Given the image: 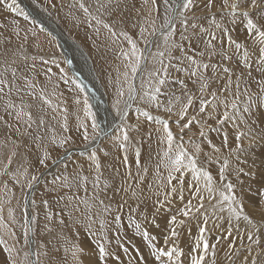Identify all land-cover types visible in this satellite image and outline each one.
<instances>
[{"label":"rangeland","instance_id":"rangeland-1","mask_svg":"<svg viewBox=\"0 0 264 264\" xmlns=\"http://www.w3.org/2000/svg\"><path fill=\"white\" fill-rule=\"evenodd\" d=\"M12 0H8L11 3ZM17 5H21V1L16 0ZM19 2V4H18ZM29 10L23 9L19 5V9L28 14V19L25 20L23 15H18L6 10L3 6H0V24L5 25L0 27V40L4 41V44H0V48L7 45L9 48L18 49L19 45L23 43L24 47L19 51L20 59L17 60L18 64L25 65L24 74L28 77H35L38 87H47L48 91L51 92L53 87H57V93H63L59 97V108L56 113H52L48 110L45 116V122L47 127L40 126L39 129L34 125L30 131L32 136H19L14 131L9 132L2 124H0V141L5 140L8 135L12 136V139L16 140L19 147L16 149L17 155L13 158V163L9 166L10 171H15L17 168H27V177L21 176L20 183L17 184L9 176H0V200L7 201L10 199V203H4V216L7 219L8 208L13 209L15 216V224L12 225V230L15 232V237L4 234V240L8 247H14L16 252L13 253V257L18 261L23 260V253L25 251H31L32 256L30 260L35 261L37 259L35 253H41L39 259L41 264H74L71 248L73 245L82 249L78 253L81 264H85L83 257L84 253L91 256L87 258V264H99L98 261V247L97 242L105 244L108 250L112 253L106 258V264H142L143 260H147V264H159L154 260V257L150 255L151 247L155 244L157 247L164 248L168 251L173 250V243L169 241L168 244L164 243V238L169 234V229L172 227L168 221L172 215H176L178 210L183 207V204L191 198L190 190L188 189V183L191 181V175L185 176V191L184 201L179 199V196L171 198V204H165L163 208H160L156 204L157 196V185L155 179V164L157 160V152L163 147L157 142V133L154 129L159 125L149 122L144 117H140V130L129 131L130 140L127 142L126 151L122 150L118 146V142L115 137L122 134V129L125 126H131L137 124V117L139 113L136 111L137 107H146L138 99L136 101H129L131 107L124 109V104L121 103L119 107L127 111L130 115H127L123 120L121 116L117 114L116 109L113 107L114 101L117 98V69L122 73L124 71L120 59H118L119 49L123 47L125 50L128 49L127 43L120 37L114 44L112 38L108 33L107 29H104L102 25H96L95 21H91L92 27L88 25V17H86L82 10L79 9L78 4L75 7H70L76 3V0H22ZM106 2V0H102ZM117 2L119 7L116 6ZM86 5H91L90 11L94 16H99L100 19L110 24L113 29L119 34L121 30L127 31L134 39L141 49H148L152 52L156 50L155 44L157 40L162 42V37L159 33L156 37L148 36L146 38L150 43L145 44L139 37V25L143 22V17L146 13V9L142 8L143 0H113V4L110 5L112 9L111 15H101L95 11L97 5L96 0H84ZM208 3V0H197V6L194 8V12L197 16L205 17L198 21L200 25L209 30V33H214L217 37L213 41L217 55L211 57L209 60L205 57V62L215 64L222 68L227 66L234 69L236 74L241 71H245L243 64V48L240 53H235L233 47H230L227 42V37L219 29L211 26L210 20L207 19L209 13L208 9L204 7ZM221 0H214L212 12L216 14L215 18L217 22L221 23L224 27L230 30V35L245 45L248 51L251 53L252 63L251 71L252 76L258 80L260 79V73L256 71L258 61V53L253 51L255 46L252 45V37L247 36L243 24L237 20L236 24L231 23L229 18L224 21L219 12V6ZM159 7V19L157 24L163 23L164 16V5L163 0H157ZM191 16V13H189ZM17 21V24L13 25L11 21ZM43 22V23H41ZM191 22V21H190ZM135 25V27H134ZM41 26L44 31H41ZM55 27L56 30H51L58 36L62 34L69 44L68 50H73L74 64L78 67V72L82 76L85 84H89L91 87L90 91L96 95L95 99L98 102L96 107L94 103L92 105V111L97 113L98 109H102L104 112V119L96 120L101 125L100 127L114 128L112 133H115L111 137L102 138V134L98 135L95 140L85 141L82 136L83 129H79V121L76 119V115H80L83 119V112L77 113V105L74 103V98L79 95L81 98L87 96V93L80 91L78 85H81L79 80L68 68V58L63 56L60 47L57 43L55 36H53L47 29ZM100 28V33L97 35L96 28ZM17 29L20 32V39L13 33V29ZM50 28V29H51ZM49 29V30H50ZM35 31L36 35L33 36L32 32ZM58 31V32H56ZM183 31L182 27L177 21L176 25V36L175 39L179 41L180 33ZM191 32V29H189ZM28 35V41H23V36ZM211 36L209 34H203L201 40H194L192 43V49L199 52L204 49L207 40ZM10 41L11 43H8ZM187 46V42H184ZM39 45V47H37ZM76 46V47H75ZM81 51V52H80ZM227 51L233 58L231 61L222 59V53ZM235 53V54H234ZM190 54H192L190 52ZM27 56L28 59L24 61L23 56ZM174 55L179 56V52H175ZM32 57L36 59L33 60ZM82 57V58H81ZM66 59V60H65ZM88 59V60H87ZM175 63V61H173ZM35 68H32V65ZM153 65L151 60L148 61L145 71L142 75L146 78L147 71L152 69ZM90 70V71H89ZM90 72H93L91 75ZM209 77L212 76L211 68L206 73ZM223 77L224 73L222 70L217 73ZM92 76V79H91ZM172 76H180L183 78V74L172 72ZM121 82L123 77L120 76ZM235 80V76H233ZM90 81V82H89ZM111 81V83H110ZM87 82V83H86ZM94 82L96 86H94ZM224 79L213 80L211 83V89H220L225 84ZM93 83V85H91ZM141 83V75L138 74L134 84L139 90ZM85 86V85H83ZM94 86V87H93ZM127 90V85H124ZM243 88V84L241 85ZM249 87L253 93H258L254 80L249 81ZM166 88L170 91H176L179 95L178 89L180 85L173 83L169 80ZM189 88L193 86L189 83ZM221 95H226L221 93ZM122 99H127V95ZM208 99H211L209 96ZM246 99V98H242ZM161 102H166L165 97H160ZM90 102V100H89ZM91 103V102H90ZM99 104V105H98ZM101 106V107H100ZM66 107L67 111V123L69 131L63 132L61 128L62 111ZM107 107V108H106ZM105 109L108 112L105 114ZM152 114L162 115L164 118H168V114L157 112L155 109H150ZM132 111V112H131ZM206 113L200 114L201 124L205 121L207 125H211L213 128L221 127L220 132L208 131V140H210L217 147L221 145L222 135L227 132L229 135V144L235 147V141L233 137L234 128L231 123H226L224 126H218L216 121L207 118ZM218 111H223L219 109ZM253 113L257 112V108L254 105L252 109ZM264 111V108L260 109ZM130 112V113H129ZM198 112V101L194 109H189V117ZM134 114V115H133ZM55 115L56 119H52ZM178 117L172 115L170 126L174 134H179V129L172 121L177 120ZM103 121V122H102ZM86 124L89 125L88 132L92 135L91 121L85 120ZM106 122V123H105ZM186 121H181L183 124ZM110 124H113L110 126ZM201 124H194L191 127V131L185 130L184 142L185 146L192 151V148L188 144L189 137L197 143H201L205 153L213 155L212 149L209 146L207 140H203L199 137V129ZM102 129V128H100ZM149 133H152L151 137ZM39 134L44 136L45 143L51 135L56 134L57 136L67 135L72 137V141L65 145L64 148H59L54 145H48L50 152V158L45 161V164L41 165L39 159L42 157L41 147H37L36 143L33 142L34 137ZM101 136V137H100ZM105 136V133L104 135ZM100 140L99 143L91 145L94 141ZM102 139V140H101ZM91 145V146H90ZM247 147V142H244ZM10 147V146H9ZM139 149L140 163L148 167L149 171L144 176L142 183H138L136 180L138 169L135 164V152ZM82 150V152H81ZM253 151L259 158L257 163L261 159H264V142H261V146L254 148ZM0 152L7 153L8 149H0ZM223 155H220V163L223 158L228 155L227 150H222ZM95 153L98 162L100 163L101 173V187L105 180L109 183V188L101 190L100 188L93 187V181L96 177V172L93 167L91 160L92 154ZM64 154V155H63ZM127 155L128 164L123 163V157ZM63 156H65L63 158ZM149 156L151 159L149 160ZM243 158V157H242ZM3 159V156H0ZM206 157L203 153L200 156V163L204 167L208 168L211 173L216 176L220 163L213 162L207 163ZM7 161L4 160V163ZM249 164H251L252 158H248ZM245 168V171H251L248 165H240ZM3 165H0L2 169ZM52 168V169H51ZM50 169V170H49ZM130 170L132 173L131 177L126 176V171ZM163 171V169H161ZM79 173V177H77ZM32 175L37 177V180L33 182L32 187L26 186V180L30 179ZM166 175V172H165ZM80 177H87V180H80L79 184L76 182ZM218 178V177H217ZM229 178L232 183L237 184L236 179L230 174ZM244 180V185L237 184L236 194L240 196L243 194L245 200V211L253 219V221L260 225L261 221H264V208L259 206V197L249 195L245 191V187L250 181L247 177L241 176ZM125 180L127 181L125 183ZM67 181L69 186H62ZM7 183V189L4 188V184ZM175 184L176 181H173ZM253 183V188L258 185L256 182ZM131 185L133 188L138 190L137 196H132L131 189L128 192L119 191L121 187L129 188ZM151 185V187L149 186ZM203 187V185H201ZM34 188V189H33ZM11 190V191H8ZM33 191V192H32ZM31 194V197L29 196ZM96 193H99V199H103L104 203L111 209L109 212L104 211V205L99 204L98 199L95 198ZM207 196V193H204ZM29 196V201H28ZM163 200V196L159 197ZM33 201L35 204L33 205ZM45 201L47 204L45 205ZM125 201H127L125 203ZM87 202V203H85ZM196 203L195 200L192 201ZM216 201L212 200L209 202L205 200V208L211 213V204ZM256 204L254 208L250 203ZM27 209V218L31 227L34 229L29 233V245L25 246L23 243V225H24V209ZM159 209V210H158ZM203 211V210H202ZM51 216V220L47 219ZM119 215V223L115 222L114 217ZM199 215V214H197ZM223 215V219H217L216 216H211L207 225L208 231L205 236L208 240L209 245H215V249L210 247L209 258L211 257L212 251L216 253L217 264H241V261L248 253L244 250L250 243L247 239L249 234L255 236L256 229L247 222L241 219L239 222L232 220L231 224L228 221L227 214ZM35 216L36 220L33 223L31 218ZM178 219L183 217L178 216ZM63 221V223H61ZM100 221H104V228H101ZM141 224V229L138 231L135 224ZM198 221L194 219H186L185 224L177 228L180 233L179 238L176 240L175 247L177 250H183L184 256L178 257L173 256V262L181 260L182 264H189L188 250L198 236ZM51 229V231H48ZM149 233V237H155L154 240L145 238L143 231ZM229 231L231 235H229ZM261 238L260 247H264V227L260 228L259 232ZM33 245V246H32ZM43 245L44 247H41ZM260 247L253 245L252 257L260 251ZM5 244H0V264H11L8 259V253L4 250ZM66 249H69L66 251ZM47 252V255H43ZM234 252L238 255L233 256V262H229L228 256ZM195 254V253H193ZM93 258V259H92ZM167 262V257H162Z\"/></svg>","mask_w":264,"mask_h":264},{"label":"snow or ice","instance_id":"snow-or-ice-1","mask_svg":"<svg viewBox=\"0 0 264 264\" xmlns=\"http://www.w3.org/2000/svg\"><path fill=\"white\" fill-rule=\"evenodd\" d=\"M76 4H78L79 9L83 11L84 15L88 17L89 27H92L91 21L94 20L96 25H102L104 29L108 30L114 44L120 37H123V40L129 46L127 50L123 47L119 49L117 58L120 59L124 71L121 73L117 69V98L114 101L113 107L116 109L117 114L121 116L122 120L128 115L124 109L131 107L129 101H136L138 99L146 107H137L136 111L139 113L137 124L125 126L122 129V134L115 137V140L118 142L119 148L126 151L127 142L130 140L129 131L140 130V117H144L147 121L159 125V127L154 129V132L157 133L158 144L163 145V147L157 152L155 164V179L157 185V200L155 203L160 208H163L165 204H171V198L174 196H179V199L184 201L185 176L188 174L191 175V181L188 183L191 198L168 221L172 227L169 229V234L165 236L164 243L168 244L169 241H172L174 246L173 250L168 251L153 244L150 255L159 264H182V261L179 259L173 262L174 255L178 257L185 255L182 249L177 250L175 247L176 240L180 236L177 228L183 226L186 219H194L198 221L199 234L195 242L189 246V264H217L215 251H212L211 257L209 258L210 247L215 249V245H209L205 234L208 231L207 225L210 215L216 216L217 219H223L224 216H217V213H226L230 224L233 219L237 222L243 219V221L256 229L255 236L253 234L247 236L250 243L244 250L248 255L243 258L241 264H264V247H260L261 238L259 235L260 228L264 227V221H261V224L257 225L245 211L246 202L243 194L240 196L236 194L237 184L244 185V180L241 179L243 175L250 181L244 190L249 195L258 196L259 206L264 208V159H261L257 163L259 158L253 151L254 148L261 146V142H264V111H260V109L264 108V0H221L219 6V12L224 21L230 18L231 23L235 25L237 20H239L243 24L247 36L252 37V45L255 46L253 51L258 53L259 63L256 68V71L260 73V79L258 80L252 76V63L256 61H252L251 53L247 47L234 39L230 35V30L227 27L217 22L215 18L216 14L212 12L214 0H208V3L204 6L208 9L209 13L206 18L210 20L211 26L223 32L227 37L228 45L234 48L235 53H240L241 49H244L242 56L245 71H241L239 74H236L234 69L227 66L220 68L215 64L205 62V57L210 60L211 57L217 55L215 45L213 44V41L217 37L214 33H209L208 29L198 23L199 20L205 17L197 16L194 12V8L197 6V0H163V23L159 25L157 24V20L159 19L157 0H143L142 8L146 9V13L143 17V22L139 25L138 35L145 44H148L150 42L146 38V34L156 37L159 33L160 37H162V42L157 40L155 44L156 50L154 52L148 49H141L137 40L127 31L121 30L118 34L110 24L100 19L99 16H94L90 11L91 5H86L84 0H76V3L70 7H75ZM112 4L113 0H106V2L96 0L97 7L95 11L101 15H111L112 9L110 5ZM0 6H3L12 13L23 15L25 20L29 18L27 13L18 8L16 0H12L11 3H8V0H0ZM116 6L119 7L118 2ZM189 13H191V16H189ZM177 21H179L183 29L180 33L179 41L175 39ZM11 23L15 25L17 21L13 20ZM4 26L0 24V27ZM189 29H191V32H189ZM40 30L44 31V28L41 26ZM13 33L20 39L19 30L14 28ZM96 33L99 35V27L96 28ZM206 33L211 38L207 40L203 50L196 52L192 49L193 41L201 40L203 34ZM32 35L35 36L36 32L33 31ZM28 38V35L25 34L23 41L27 42ZM184 42H187V46ZM8 43L11 42L8 41ZM0 44H4V41L0 40ZM23 47L24 45L21 43L18 49L9 48L7 45L0 48V124L8 129L9 132L14 131L19 136H32L30 129L34 125L37 129L40 126H48L45 122V116L48 110H51L52 113L57 112L59 108V97L63 93L58 94L56 86L53 87L51 92L48 91L47 87H38L35 77H28L24 74L25 65L17 63V60L20 59L19 51ZM177 51L179 52V56L174 55ZM232 58L233 56L229 55L227 51L222 53V59L231 61ZM22 59L26 61L28 57L25 55ZM32 59L35 60L36 58L32 57ZM149 60H151L153 67L150 71H147L145 78L142 74ZM32 68H35L34 64ZM210 68L212 70L211 77L206 74ZM220 70L224 73L223 77L217 74ZM173 71L183 74V78L180 76L173 77ZM138 74L141 75L139 90L134 84ZM120 76L123 77V82H121ZM233 76H235V80H233ZM219 79H224L226 81L225 84L220 89H211L212 81ZM169 80L180 85L178 89L179 95H177L176 91H170L166 88ZM250 80H254L259 89L258 93L251 91L249 87ZM189 83L193 88H189ZM242 84L243 88L241 87ZM124 85H127V90H125ZM78 88L81 92L84 91L83 85H78ZM221 93H225L226 95L222 96ZM125 95H127V99H122ZM161 96L165 97L166 102H161ZM209 96L211 99H208ZM197 101L198 112L188 118L189 109H194ZM74 103L78 106L77 113L83 112V119L80 115H76V119L79 121L78 130L83 129V139L85 141L95 140L101 134L102 129H100L96 115L92 111V105L89 102L88 96L85 95L81 98L77 95L74 98ZM121 103L124 104V109L119 107ZM254 105L257 108L256 113L252 111ZM221 108L223 111H218ZM150 109H155L157 112L162 111L168 114V118H164V116L159 114L154 116ZM208 109L210 111H207V118L215 120L218 126H224L226 123L232 124L235 129L233 133L235 147L230 146L227 132L223 133L222 142L219 147L208 140L206 128L208 131H221V127L213 128L211 125H207L206 121L204 124H201L202 117H200V114L206 113ZM67 111L68 109L64 107L61 128L65 133L69 131ZM172 115L178 117L172 123L179 129V134H174L170 126ZM52 119H56V116L53 115ZM85 120L91 121L90 127L92 135H89V125L84 122ZM181 121L186 122L181 124ZM194 124H201L198 133L199 137L207 140L213 154L223 155L222 150H227L228 155L223 158L222 163H220V155H216L214 158L213 155L205 153L201 147V143L193 141L191 137H189L188 144L192 148V151H189V148L185 146V130L191 131V127ZM151 135L152 133H149L150 137ZM71 141V136H57L53 134L47 143H45L44 136L37 134L33 142L36 143L38 148L44 145L42 149L43 155L39 159V163L43 165L50 158V152L48 150L49 144L64 148ZM245 141L247 142V147L244 145ZM18 147L19 144L16 140L12 139L11 135H8L5 140L0 141V149H8L7 153L0 152V156H3V159H0V165H3L2 169H0V176H9L17 184L20 183V177H27L28 173L27 168H17L14 172L9 170V166L13 163V158L17 155L16 149ZM202 153L207 158V163H220L216 176L200 163ZM140 156L141 153L137 149L135 152V164L138 169L136 176L138 183L143 182L144 176L149 171L147 166L141 165ZM249 157L253 161L251 164L248 162ZM150 159L151 156H149ZM4 160L7 162L4 163ZM91 160L96 172L93 187L100 188L102 191L109 188L110 185L107 180L103 182V186L101 187V166L95 153L92 154ZM123 163L125 165L128 164L127 155L123 157ZM240 165H248L253 170L245 171V168ZM230 174L236 179L237 184L232 183V180L229 178ZM126 176H132L130 170L126 171ZM77 177H79V173H77ZM36 180L37 177L32 175L30 179L26 180V186L31 188L33 182ZM80 180L86 181L87 177H80L76 182L79 184ZM173 181H176V183L174 184ZM251 182H256L258 185L255 187V190ZM62 186H69L68 182L65 181ZM149 186L151 187V185ZM4 188L7 189V183L4 184ZM130 189L132 196L135 197L138 195V190L131 185H129V188L121 187L119 191L128 192ZM204 193H207V196ZM160 196H163V200L159 199ZM95 198L98 199L99 204L104 205L105 212L111 211L110 207L104 203V200L99 199V193H96ZM206 199L209 202L212 200L216 201L214 204H211V213L205 208ZM193 200L196 201L195 204H193ZM4 203H10V199L7 201L0 200V244H5L4 250L8 253V259L11 261V264H18V261L13 257L16 249L14 247H8L4 240V234L15 237L12 225L16 222L13 209L10 207L7 210V219L5 218ZM32 203L34 205L35 201ZM44 203L46 205L47 201ZM248 203L254 208L257 206L251 202ZM24 216L23 243L25 246H28L29 233L34 229L31 227L27 218L26 207L24 209ZM178 216L183 217V219H178ZM51 218L50 215L47 217L49 220ZM31 220L34 223L36 217L33 216ZM114 220L119 223L120 216H115ZM100 225L101 228H104V221H100ZM135 227L139 231L141 224L136 223ZM48 231H51V229H48ZM142 234L145 238L155 239V237H149V233L146 230ZM229 235H231L230 231ZM253 245L260 247V251L255 257H252ZM41 247L44 246L41 245ZM97 247L99 264H106V258L112 255V253L103 243L97 242ZM68 250L66 249V251ZM70 250L74 264H81L78 253L82 249L73 245ZM32 255L33 253L31 251H25L23 253V260L19 264H41L39 259L41 253H35L37 257L35 261L29 259ZM43 255H47V252H44ZM235 255H238V253L234 252L228 256L229 262H233V256ZM162 257H167V262ZM142 264H147V260H143Z\"/></svg>","mask_w":264,"mask_h":264},{"label":"bare ground","instance_id":"bare-ground-1","mask_svg":"<svg viewBox=\"0 0 264 264\" xmlns=\"http://www.w3.org/2000/svg\"><path fill=\"white\" fill-rule=\"evenodd\" d=\"M19 1H21V5L19 4V2H18V4L23 8V9H25L26 11L27 10H29L28 9V7L24 4V2H22V0H19ZM12 2V1H11ZM17 2V1H16ZM17 4V3H16ZM19 5H17L18 7H19ZM41 23H43V22H41ZM44 24V23H43ZM51 28V27H50ZM49 28V29H50ZM49 29H47L53 36H55V38H56V40H57V43H58V45H59V47H60V50H61V53H62V55L64 56L65 55V57L66 58H68V61H66L67 62V64H68V68L70 69V71L75 75V77L79 80V82L81 83V85H85V86H83V88H84V90H85V92L87 93V96H88V98H89V100H90V102H91V104H93L94 103V107H96V104L98 103L97 101H96V99H95V97H96V95L93 93V91H90V89H91V87L89 86V84L87 83V84H85V81L83 80V78H82V76L79 74V72H78V67L74 64V61H73V59L75 58L74 57V55H73V53H72V51L73 50H75L76 51V54L78 53V51L75 49V48H73V47H71V49H72V51H70V50H68V46H69V44L66 42V39L63 37V39H62V34H60L59 36L55 33L54 34V32L53 31H51V30H56L55 29V27H52L50 30ZM56 32H58V31H56ZM76 47V46H75ZM81 52V51H80ZM79 54V53H78ZM80 56H82L81 54H79V57ZM82 58V57H81ZM66 60V59H65ZM88 60V59H87ZM90 71V70H89ZM91 73V75H93L92 73L93 72H90ZM91 79H92V76H91ZM90 82V81H89ZM91 85H93V83H91ZM94 86H96V84H95V82H94ZM93 86V87H94ZM99 105V104H98ZM101 107V106H100ZM102 109H103V106L101 107ZM107 108V107H106ZM102 109L100 110V109H98L97 110V113H96V116H97V118H98V120H101L103 117H104V112H103V114H102ZM132 112V111H131ZM107 113V116H108V112H107V110L105 109V114ZM130 113V112H129ZM129 115V114H128ZM131 115V114H130ZM129 115V116H130ZM134 115V114H133ZM104 119V118H103ZM103 122V121H102ZM106 123V122H105ZM111 125H113V124H110V126ZM101 126V125H100ZM100 128H102V132H101V136H102V138L104 139V138H107V137H111L112 135H114L115 133H112L113 131H114V128H110V129H108L107 128V125L105 124V128H103V127H100ZM104 133H105V136H103L104 135ZM100 136V137H101ZM100 140V138L98 139L97 138V140L96 141H94L91 145H96V144H98L99 141ZM102 140V139H101ZM90 145V146H91ZM81 152H82V150H81ZM64 155V154H63ZM65 156H63V158H64ZM52 169V168H51ZM50 170V169H49ZM34 189V188H33ZM33 192V191H32ZM32 194V193H31ZM31 194L29 193V196L31 197ZM29 196H28V201L30 200L29 199ZM33 246V245H32ZM88 251H86L85 253H84V256L83 257H86V258H84V260H85V264H87V258H90L89 256H91V255H89L88 253H87ZM93 259V258H92ZM113 264V263H112ZM130 264V263H129Z\"/></svg>","mask_w":264,"mask_h":264}]
</instances>
